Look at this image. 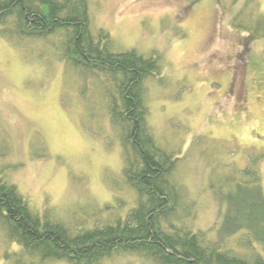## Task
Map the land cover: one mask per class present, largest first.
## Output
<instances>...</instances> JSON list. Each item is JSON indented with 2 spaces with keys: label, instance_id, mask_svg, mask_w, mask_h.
Wrapping results in <instances>:
<instances>
[{
  "label": "rangeland",
  "instance_id": "obj_1",
  "mask_svg": "<svg viewBox=\"0 0 264 264\" xmlns=\"http://www.w3.org/2000/svg\"><path fill=\"white\" fill-rule=\"evenodd\" d=\"M232 2L88 0V6L92 32H108L113 52L160 58L159 75L144 83L146 126L178 160L170 178L180 193L176 221L251 259L247 237L223 231L233 197L251 183L246 168L258 171L264 196V41L244 49L247 35L231 25ZM253 4L264 14V0ZM48 42L15 45L0 35V178L33 211L46 210L67 227L92 223L93 213L98 222L109 213L124 217L137 195L122 174L120 132L103 96L110 81L74 70ZM1 253L0 247V264H12ZM102 264L152 263L116 255Z\"/></svg>",
  "mask_w": 264,
  "mask_h": 264
},
{
  "label": "trees",
  "instance_id": "obj_2",
  "mask_svg": "<svg viewBox=\"0 0 264 264\" xmlns=\"http://www.w3.org/2000/svg\"><path fill=\"white\" fill-rule=\"evenodd\" d=\"M239 2H232L231 25L247 35L245 46L253 39L264 41V14L258 13L254 0H242L237 7ZM0 35L15 45L29 38L49 41L74 70L110 81L103 96L111 124L120 132L122 174L137 195V206L124 217L109 213L98 222L93 221L97 214H88L92 223L84 220L89 224L72 228L46 210L33 211L16 186L0 178V247L5 260L102 264L116 255H135L152 264H264V196L253 167L245 169L250 187L239 189L240 198L233 197L223 231L244 234L251 259L221 249L201 230L191 231L176 221L180 193L170 178L178 160L158 146L146 126L144 83L159 75L158 56L113 52L108 32L91 30L88 0H0ZM13 245L16 252L10 249Z\"/></svg>",
  "mask_w": 264,
  "mask_h": 264
}]
</instances>
